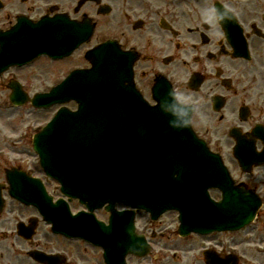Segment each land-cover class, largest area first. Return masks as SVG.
<instances>
[{
  "label": "flooded vegetation",
  "instance_id": "1",
  "mask_svg": "<svg viewBox=\"0 0 264 264\" xmlns=\"http://www.w3.org/2000/svg\"><path fill=\"white\" fill-rule=\"evenodd\" d=\"M51 4L70 19L92 15L97 37L136 51V64L144 59L149 80L162 73L183 90L191 76H200V85L190 89L189 97L201 104L203 122H264V0H0V30L12 29L20 15L43 16ZM212 7L230 9L232 18L205 22L202 12ZM235 44L246 46L251 59L233 55ZM219 102L223 106L216 112ZM193 122L201 121L197 116ZM223 130L224 124L211 140ZM4 165L0 160L1 183ZM17 217L0 214V264H38L30 253L45 251L40 233L21 237L15 230ZM205 240L210 246L202 240L172 248L184 249L185 256L202 244L219 257L235 255L236 264H264V248L258 247H264V206L254 226L226 234L223 241ZM188 264L206 263L200 258Z\"/></svg>",
  "mask_w": 264,
  "mask_h": 264
},
{
  "label": "water",
  "instance_id": "2",
  "mask_svg": "<svg viewBox=\"0 0 264 264\" xmlns=\"http://www.w3.org/2000/svg\"><path fill=\"white\" fill-rule=\"evenodd\" d=\"M111 56L108 53V57ZM105 118L101 128L100 150L104 164L110 168L111 174L117 172L116 162L124 161L127 166L131 164L125 152H122L123 141L118 140L114 134L113 113L104 110ZM98 124L101 120H97ZM188 128L174 129L170 138L162 143L166 146L167 169L153 171L152 182L168 188L173 195L181 201H192L202 204L210 212L224 210L226 218L232 221H242L250 216L255 208L254 199L241 190L230 187L224 171L219 167L215 158L209 156L201 145L195 143L189 136ZM162 147V148H163ZM161 160L164 157L160 156ZM157 175V179L154 177ZM176 175V177H174ZM207 178L206 182L198 183L199 179ZM219 186L223 192V200L217 205L209 203L206 199V189L211 185ZM227 197L231 198L228 204ZM241 200V202H239ZM235 201V203H234ZM114 217H111V221Z\"/></svg>",
  "mask_w": 264,
  "mask_h": 264
},
{
  "label": "rangeland",
  "instance_id": "3",
  "mask_svg": "<svg viewBox=\"0 0 264 264\" xmlns=\"http://www.w3.org/2000/svg\"><path fill=\"white\" fill-rule=\"evenodd\" d=\"M38 65H40V69L46 70L45 71V72H47L46 76L50 75L51 71L52 72L53 71L57 72L59 70V69H57L58 64L57 65L56 64H54V65H48L47 64L46 65L45 63H42V64L38 63L36 66H38ZM145 70H146V68H145ZM28 71H30V70L28 69ZM28 71L26 69V70L23 71V73L27 74ZM145 74H146V77L149 76V72L148 71H146ZM30 78L32 79L33 76H31ZM19 116H20V119L19 120H15L16 122H14V124H12L11 127L7 128V132L0 134V141L4 138L5 135L20 130L22 128L21 127L22 123L25 121L24 117H28L29 118L28 122H32L31 118L33 119V121H40V119H41V117L30 116L29 114H24V113L19 114ZM10 119H11L10 116L6 117L5 114H0V125H6V123H8L7 121L10 120ZM218 124H219V122H200V126L202 128L208 129L212 133H214L216 131V129L218 127ZM24 147H25V145L21 146L20 148H24ZM211 193L213 195H217L218 196V193H216V192H211ZM28 210H30V209H28ZM70 248H71V251H72V255L74 257H76L81 262L80 264H103L102 261H101L102 260L101 254L99 253V251H97V249L85 248L83 245H79L78 243H73L72 246H70ZM170 263L171 264H175V262L172 261V260L170 261Z\"/></svg>",
  "mask_w": 264,
  "mask_h": 264
},
{
  "label": "clouds",
  "instance_id": "4",
  "mask_svg": "<svg viewBox=\"0 0 264 264\" xmlns=\"http://www.w3.org/2000/svg\"><path fill=\"white\" fill-rule=\"evenodd\" d=\"M202 16L205 22L207 23H220L232 18L230 9H217L216 7L205 9L202 12ZM168 96L172 99V104L168 109H163V106H161L165 113H170L171 115L176 116L177 118H182L188 116L189 113L187 109L189 107L192 108V116L189 117V119L185 120L183 125H180L178 127H180L181 129L190 127L193 123V118L197 116L199 117L200 121L203 122L204 116L201 113V109L198 102L193 101L189 97H185L184 95L180 94L177 90L170 91L168 93ZM173 126L177 127V125Z\"/></svg>",
  "mask_w": 264,
  "mask_h": 264
},
{
  "label": "bare ground",
  "instance_id": "5",
  "mask_svg": "<svg viewBox=\"0 0 264 264\" xmlns=\"http://www.w3.org/2000/svg\"><path fill=\"white\" fill-rule=\"evenodd\" d=\"M33 64H34V63H33ZM33 64H32V65H33Z\"/></svg>",
  "mask_w": 264,
  "mask_h": 264
}]
</instances>
